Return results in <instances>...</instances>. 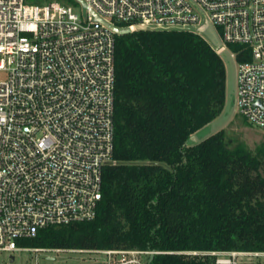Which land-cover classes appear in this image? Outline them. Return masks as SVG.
I'll use <instances>...</instances> for the list:
<instances>
[{
  "label": "built area",
  "instance_id": "obj_1",
  "mask_svg": "<svg viewBox=\"0 0 264 264\" xmlns=\"http://www.w3.org/2000/svg\"><path fill=\"white\" fill-rule=\"evenodd\" d=\"M122 28L219 29L237 61L236 110L264 131V0H85ZM71 0H0V252L49 226L92 220L115 147V32ZM80 7V6H79ZM118 22L124 25L118 24ZM238 56L243 59L239 60ZM102 264H151L155 250L68 249ZM219 263L236 264L227 252Z\"/></svg>",
  "mask_w": 264,
  "mask_h": 264
},
{
  "label": "trees",
  "instance_id": "obj_2",
  "mask_svg": "<svg viewBox=\"0 0 264 264\" xmlns=\"http://www.w3.org/2000/svg\"><path fill=\"white\" fill-rule=\"evenodd\" d=\"M115 39L116 163L103 169L97 215L42 228L19 245L151 249V264L264 253V141L251 149L226 128L190 141L224 109L220 53L187 29H137Z\"/></svg>",
  "mask_w": 264,
  "mask_h": 264
},
{
  "label": "rangeland",
  "instance_id": "obj_3",
  "mask_svg": "<svg viewBox=\"0 0 264 264\" xmlns=\"http://www.w3.org/2000/svg\"><path fill=\"white\" fill-rule=\"evenodd\" d=\"M66 1L67 0H65V2ZM79 6L76 7V10L83 13V8ZM202 35L214 48H218L224 44L220 31L215 26L209 25L203 29ZM231 50L233 49L229 47V49L220 52L227 74L224 109L212 122L203 127L195 136H192L190 141L195 143L221 128H226L231 136L241 139L251 149H254L260 142L264 141V131L249 123L246 118L236 110L235 96L238 64L231 56ZM193 137L196 139H193ZM228 257V255H218L219 260L227 259ZM105 260L106 255L103 253L79 250L70 251L68 249L50 252L30 250H17L12 253L0 252V264H102ZM247 260L248 262H246ZM235 261L236 264H264V254L237 255L235 256ZM216 264L227 263L217 262Z\"/></svg>",
  "mask_w": 264,
  "mask_h": 264
},
{
  "label": "water",
  "instance_id": "obj_4",
  "mask_svg": "<svg viewBox=\"0 0 264 264\" xmlns=\"http://www.w3.org/2000/svg\"><path fill=\"white\" fill-rule=\"evenodd\" d=\"M80 6L83 8V10L89 11L95 20H98L102 23H104L106 26H108L110 29H112L116 34H126L131 32L130 28H122L119 26H116L114 24H111L110 22L104 20L103 18H101L91 7H89L88 3L85 0H76ZM193 139H196L195 137H193ZM155 254L151 255V261L154 259Z\"/></svg>",
  "mask_w": 264,
  "mask_h": 264
},
{
  "label": "crops",
  "instance_id": "obj_5",
  "mask_svg": "<svg viewBox=\"0 0 264 264\" xmlns=\"http://www.w3.org/2000/svg\"><path fill=\"white\" fill-rule=\"evenodd\" d=\"M242 253H243V252H242ZM258 254H264V253H258ZM218 255H219V256H220V255H227V252H219ZM246 262H248V260H247Z\"/></svg>",
  "mask_w": 264,
  "mask_h": 264
}]
</instances>
